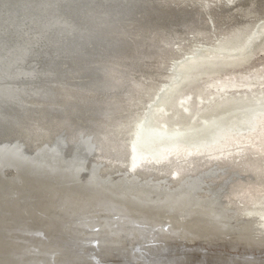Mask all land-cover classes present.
<instances>
[{
    "label": "bare ground",
    "instance_id": "obj_1",
    "mask_svg": "<svg viewBox=\"0 0 264 264\" xmlns=\"http://www.w3.org/2000/svg\"><path fill=\"white\" fill-rule=\"evenodd\" d=\"M5 2L31 31L0 37V127L35 152L0 154V264H264V107L204 118L264 99L263 73L225 72L264 35V0H0V34ZM202 72L203 123L168 130Z\"/></svg>",
    "mask_w": 264,
    "mask_h": 264
},
{
    "label": "rangeland",
    "instance_id": "obj_2",
    "mask_svg": "<svg viewBox=\"0 0 264 264\" xmlns=\"http://www.w3.org/2000/svg\"><path fill=\"white\" fill-rule=\"evenodd\" d=\"M29 27L25 26L24 29H22L24 32L29 31ZM259 40V41H258ZM264 40V35L261 36V39H253V41L249 44V47H251V57L249 59V61L243 65H241L240 67L231 69V70H226L225 72H230V71H234L235 74L232 76V78L234 77L237 80L242 79V74L243 73H247L249 76L254 74L256 72H260L264 74V51L263 52H259L257 47L259 44H261V42ZM256 70V71H255ZM260 70V71H259ZM263 71V72H262ZM237 76V77H236ZM222 78L228 80V76H223ZM209 80V77L207 75V73H194L191 75V78L188 81H185L183 88L175 93L173 95V98L170 102V104L168 105V109L165 111V116L161 117V121H163V119H166V123L169 125L168 130H172L174 128H176V125H173L174 123H178V126L180 127H186L188 122H190V120L194 117V125L195 126H199L200 124L203 123L204 118L205 119H210L211 121H213L214 119L218 120L223 118H226L228 116H230L232 113H234L235 111L238 110H243V109H250V108H254V107H264V99H261V101L257 102L253 99V97L248 96L243 102H241L238 105L235 106H228L225 107L223 109H219L213 112H209V113H205L206 117H202L203 114H199L195 116V111L196 108L194 106V103L196 101V97H197V93L199 92V90H201L202 88L206 87V83ZM247 80V79H246ZM240 91L242 92V90L240 89ZM239 91V92H240ZM235 93H238V91H234ZM234 92L232 94H234ZM175 97H183V98H187L188 99V103H185L189 108L188 111L185 109V107H183V105L181 104L180 109L181 111H178V116L177 118L174 117V113L176 111L175 109V105H174V98ZM157 123V124H156ZM155 124L156 126H162L160 125V122L157 121ZM224 122L221 123L219 125L223 126ZM177 126V127H178ZM9 174V173H8ZM10 176V175H8Z\"/></svg>",
    "mask_w": 264,
    "mask_h": 264
},
{
    "label": "water",
    "instance_id": "obj_3",
    "mask_svg": "<svg viewBox=\"0 0 264 264\" xmlns=\"http://www.w3.org/2000/svg\"><path fill=\"white\" fill-rule=\"evenodd\" d=\"M3 7H4L3 9L8 10V13H9L11 11L14 12L15 11L14 7H16V6H15V3L5 2L3 4ZM28 7L29 6H27L25 8H21V9H28ZM16 12H18V10H16L15 13ZM17 14H19V16L17 17V21H15L16 25L14 26V25L7 24L6 25L7 27L5 28L4 32L1 33L2 35L0 34V37H3V39L6 38L5 41H8L7 37H6L7 32H10L11 34L15 35L17 33L18 28H20V31H22V32H23L22 29H24L23 27L28 26L30 28L31 22L28 19H25L24 17H22L23 14H20V12H18ZM6 15L7 14H4V16H6ZM29 31H31V29H29ZM68 145L70 146V144H68ZM0 146H4V148H7V149H4V151H3V149L2 150L0 149L1 156H4L5 152H13L14 154L18 155V158H21L22 155L32 154L33 152H35L34 143L27 142L26 140L24 142H22V141L19 142V140L16 141V138L13 137L12 134H10V132H7L6 130L2 129V127H0ZM18 146H20V147H18ZM12 163L14 164V160H12ZM12 163L0 166V172L2 171L3 175H4V172H10L11 173L12 169L14 170V165ZM17 168H18V170H20V166H18ZM2 176L0 175V177H2ZM61 242H62V240H61ZM170 249H172V250H170L171 253L175 252V247H173V245L170 246ZM208 249H210L209 252H211V250H216V249H212V248H208V247L202 248L201 251L195 250L197 253V257H199V255L204 257L206 255V250H208ZM144 251H145V249H143V250L141 249L140 252L136 251L134 254H128V255L118 253V252H115V254H113V255H107V254H109V253H107L104 256V258H102L103 264H108V263L116 264V263H120V262H124L123 264H138V263H143L144 260H147L146 259L147 257L152 258V257L158 255V253H156V252L155 253L151 252L148 254ZM216 251H218V250H216ZM216 251H214L213 256H215L219 253ZM182 252L185 253V255H187L185 249H183ZM167 253L170 254L169 251H167ZM207 253H208V251H207ZM155 254H157V255H155ZM194 254H195V252H194ZM158 256H160V254ZM195 257H196V255H195ZM238 262L239 261L232 259V263H238Z\"/></svg>",
    "mask_w": 264,
    "mask_h": 264
}]
</instances>
